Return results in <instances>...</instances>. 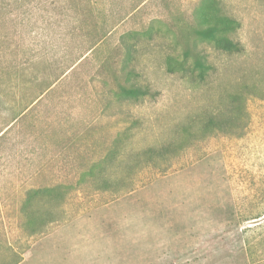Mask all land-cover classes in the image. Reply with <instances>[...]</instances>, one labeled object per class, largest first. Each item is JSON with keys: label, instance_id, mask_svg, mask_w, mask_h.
Returning a JSON list of instances; mask_svg holds the SVG:
<instances>
[{"label": "rangeland", "instance_id": "374dc122", "mask_svg": "<svg viewBox=\"0 0 264 264\" xmlns=\"http://www.w3.org/2000/svg\"><path fill=\"white\" fill-rule=\"evenodd\" d=\"M202 2L0 0V264L7 246L16 264L245 262L264 219V0H218L235 53L195 35ZM45 187L30 234L21 207Z\"/></svg>", "mask_w": 264, "mask_h": 264}, {"label": "trees", "instance_id": "16d2710c", "mask_svg": "<svg viewBox=\"0 0 264 264\" xmlns=\"http://www.w3.org/2000/svg\"><path fill=\"white\" fill-rule=\"evenodd\" d=\"M239 21L225 13L220 9L218 0H203L196 12L195 18V35L203 40L212 42L218 49L227 53H235L241 50L239 41L233 39L234 33L239 27ZM126 49L128 45L125 44ZM195 68L198 69L199 75H202L207 65L200 56H196L194 60ZM167 66L169 71H185L187 69L184 59H177L172 56L167 58ZM119 94L126 98L140 97L148 93L142 86L127 84L119 86ZM52 188L31 189L27 192L24 203L22 204V212L25 216V227L29 228L30 234L36 232L37 223L35 219L38 217L37 212L31 207L32 200L38 195L51 194ZM54 195H59L60 190L56 189ZM255 227V234L249 238L243 239V253L245 262L243 264H264V219ZM44 224V223H43ZM9 252L8 264H16L19 261L18 252L11 246H7Z\"/></svg>", "mask_w": 264, "mask_h": 264}]
</instances>
